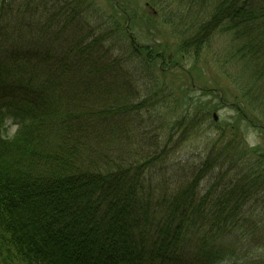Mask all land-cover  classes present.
Listing matches in <instances>:
<instances>
[{"label": "trees", "instance_id": "1", "mask_svg": "<svg viewBox=\"0 0 264 264\" xmlns=\"http://www.w3.org/2000/svg\"><path fill=\"white\" fill-rule=\"evenodd\" d=\"M247 128L264 138V0H0V264H237L263 222Z\"/></svg>", "mask_w": 264, "mask_h": 264}, {"label": "rangeland", "instance_id": "2", "mask_svg": "<svg viewBox=\"0 0 264 264\" xmlns=\"http://www.w3.org/2000/svg\"><path fill=\"white\" fill-rule=\"evenodd\" d=\"M210 76V75H209ZM208 76V79L205 83L197 80V88L194 95L199 96L201 91L200 87H207L208 85H213L212 78ZM207 84V85H206ZM235 111L231 108L230 104L224 105L221 109L217 111V120L216 122L219 124L218 126H224L225 122H229L234 116ZM207 127V126H205ZM215 130L213 132L210 131H202L198 137L190 138L186 140L182 145V148L179 149L176 157L178 158L176 165L178 168L182 170L184 167H190L197 165L204 157L211 146L213 140L217 138V134L219 133L216 130L218 127L214 126ZM17 129V126H14L12 123L8 127V134L13 135ZM247 133V141L251 145H261L264 147V138L261 137L260 133H258L253 128L245 129ZM208 180L203 181V187L207 186ZM257 213L260 214V218H262V223L256 226H251V223H247L246 226L242 228L238 227L236 231V235L239 236V242L235 244V259L237 264H264V208L258 209ZM250 215V213H249ZM255 220V218L251 219Z\"/></svg>", "mask_w": 264, "mask_h": 264}, {"label": "water", "instance_id": "3", "mask_svg": "<svg viewBox=\"0 0 264 264\" xmlns=\"http://www.w3.org/2000/svg\"><path fill=\"white\" fill-rule=\"evenodd\" d=\"M214 116H215V118L217 119V114H216V113L214 114Z\"/></svg>", "mask_w": 264, "mask_h": 264}, {"label": "flooded vegetation", "instance_id": "4", "mask_svg": "<svg viewBox=\"0 0 264 264\" xmlns=\"http://www.w3.org/2000/svg\"><path fill=\"white\" fill-rule=\"evenodd\" d=\"M215 117V116H214Z\"/></svg>", "mask_w": 264, "mask_h": 264}]
</instances>
